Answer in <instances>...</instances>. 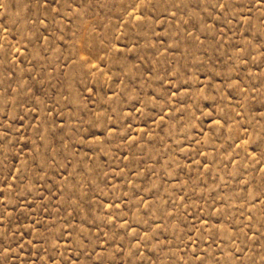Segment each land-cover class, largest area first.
<instances>
[{
	"label": "rangeland",
	"instance_id": "374dc122",
	"mask_svg": "<svg viewBox=\"0 0 264 264\" xmlns=\"http://www.w3.org/2000/svg\"><path fill=\"white\" fill-rule=\"evenodd\" d=\"M0 264H264V0H0Z\"/></svg>",
	"mask_w": 264,
	"mask_h": 264
}]
</instances>
